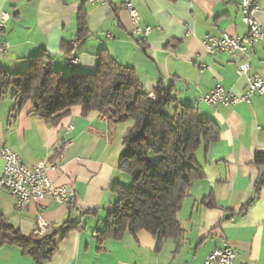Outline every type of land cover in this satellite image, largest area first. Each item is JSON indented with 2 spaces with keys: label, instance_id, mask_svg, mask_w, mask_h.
Segmentation results:
<instances>
[{
  "label": "crops",
  "instance_id": "0c3cea01",
  "mask_svg": "<svg viewBox=\"0 0 264 264\" xmlns=\"http://www.w3.org/2000/svg\"><path fill=\"white\" fill-rule=\"evenodd\" d=\"M127 1L139 11L141 24L152 28L145 39L131 35ZM81 8L87 11L89 35L78 42ZM2 11L12 19L0 34L11 45L0 55L1 69L24 73L31 58L46 54L64 75L89 73L97 56L107 52L119 65L133 69L147 92L153 94L163 82L175 90L176 107H195L221 130L220 141L195 156L204 177L193 182L177 215L184 231L178 250L173 240L158 250L157 239L147 232L100 245L97 233L118 201L114 187L132 184L120 170L122 140L130 123L112 124L98 112L83 116L76 107L50 124L33 114L30 103L19 109V100L6 97L0 102V151L4 146L13 149L28 167L58 163L60 168L50 175L53 184L77 194V207L45 200L19 211L15 197L0 189V215L26 236H35L39 215L49 224V233L66 222L79 225L58 239L57 252L45 264H204L223 239L239 262L264 264V185L256 188L264 166L255 164V156L264 154V96L230 108L197 104L218 84L237 95L246 89V78L235 71L241 57L206 56L202 46L207 35L246 34L239 0H107L97 5L85 0H0ZM69 49L71 54H66ZM200 57L209 67L203 73L195 65ZM74 58L79 60L76 66L70 64ZM251 64L252 72L264 78V42L253 49ZM4 167L0 159V176ZM209 197L216 207L202 203ZM0 264L35 263L20 249L5 246L0 248Z\"/></svg>",
  "mask_w": 264,
  "mask_h": 264
},
{
  "label": "trees",
  "instance_id": "16d2710c",
  "mask_svg": "<svg viewBox=\"0 0 264 264\" xmlns=\"http://www.w3.org/2000/svg\"><path fill=\"white\" fill-rule=\"evenodd\" d=\"M77 25V41L82 42L89 35L85 8L78 12ZM150 95L136 72L119 65L107 52L97 56L95 70L89 73L64 75L46 54L31 58L24 73L0 68V102L11 96L19 100V109L30 103L33 114L47 123L56 124L76 107L83 116L98 112L112 124L130 123L122 140L120 170L132 184L114 187L118 201L107 215L103 231L97 233L100 245L147 232L157 239L158 250L168 240L178 250L184 231L177 215L193 182L204 177L195 156L202 147L208 149L221 139L218 125L203 118L195 107H176L173 88L159 82L154 97ZM255 164L264 166V154L255 156ZM263 185L264 174L256 188ZM202 203L210 208L217 205L212 197ZM78 226L66 222L42 237L26 236L0 215V248L16 247L35 264H45L57 252L58 239Z\"/></svg>",
  "mask_w": 264,
  "mask_h": 264
},
{
  "label": "built area",
  "instance_id": "2783aa9c",
  "mask_svg": "<svg viewBox=\"0 0 264 264\" xmlns=\"http://www.w3.org/2000/svg\"><path fill=\"white\" fill-rule=\"evenodd\" d=\"M92 5L106 4L107 0H85ZM241 7V21L247 32L243 36H231L223 32L220 36H205L202 46L206 56L225 54L231 58L241 57L239 64L235 65V71L241 77L246 78L247 86L242 95H237L226 90L222 84H218L209 94L198 100V105H221L223 107H235L240 104H250L257 96H264V78L252 72L251 53L260 43L264 42V0H239ZM126 8L131 16L133 29L131 35L145 39L152 32L150 26H143L140 22L139 11L131 1H127ZM12 15L8 11L0 13V34L5 31ZM190 34V33H188ZM11 49L7 40H0V55L6 54ZM79 60L74 58L70 64L76 66ZM200 72H205L209 67L202 57L195 61ZM153 98V94L150 95ZM106 119V115L102 114ZM72 143L65 145L67 148ZM63 156L61 155V158ZM0 159L5 167L0 176V189L8 191L17 201V209L25 211L32 202L39 203L49 200L57 205L67 208L77 207L78 199L74 189L68 186H56L50 175L58 171V163H45L34 167H28L22 161L20 155L13 149L4 146L0 151ZM84 214V212H82ZM50 226L43 215H39L34 227L35 236H44L49 233ZM204 264H254L251 262H239L237 252L230 243L223 239L222 246L212 251Z\"/></svg>",
  "mask_w": 264,
  "mask_h": 264
},
{
  "label": "rangeland",
  "instance_id": "374dc122",
  "mask_svg": "<svg viewBox=\"0 0 264 264\" xmlns=\"http://www.w3.org/2000/svg\"><path fill=\"white\" fill-rule=\"evenodd\" d=\"M171 111H172V110H171V109H169V110H168V114H170V113H171Z\"/></svg>",
  "mask_w": 264,
  "mask_h": 264
}]
</instances>
